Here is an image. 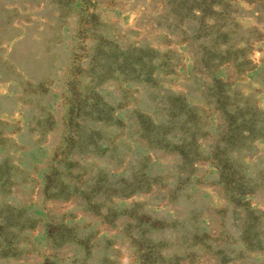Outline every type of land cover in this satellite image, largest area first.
<instances>
[{
	"label": "rangeland",
	"instance_id": "obj_1",
	"mask_svg": "<svg viewBox=\"0 0 264 264\" xmlns=\"http://www.w3.org/2000/svg\"><path fill=\"white\" fill-rule=\"evenodd\" d=\"M0 264H264V0H0Z\"/></svg>",
	"mask_w": 264,
	"mask_h": 264
},
{
	"label": "trees",
	"instance_id": "obj_2",
	"mask_svg": "<svg viewBox=\"0 0 264 264\" xmlns=\"http://www.w3.org/2000/svg\"><path fill=\"white\" fill-rule=\"evenodd\" d=\"M131 58L132 57H130V56H128V55L125 54V58H123L124 64H126L127 66L132 65ZM144 125H145V123H144ZM146 126H150V125L146 123Z\"/></svg>",
	"mask_w": 264,
	"mask_h": 264
}]
</instances>
